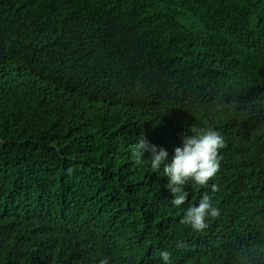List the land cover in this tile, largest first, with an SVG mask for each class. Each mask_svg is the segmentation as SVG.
I'll return each mask as SVG.
<instances>
[{
	"label": "trees",
	"instance_id": "obj_1",
	"mask_svg": "<svg viewBox=\"0 0 264 264\" xmlns=\"http://www.w3.org/2000/svg\"><path fill=\"white\" fill-rule=\"evenodd\" d=\"M209 126L220 171L182 209L207 193L221 215L195 233L132 145L171 157ZM162 250L264 264V0H0V264Z\"/></svg>",
	"mask_w": 264,
	"mask_h": 264
},
{
	"label": "clouds",
	"instance_id": "obj_2",
	"mask_svg": "<svg viewBox=\"0 0 264 264\" xmlns=\"http://www.w3.org/2000/svg\"><path fill=\"white\" fill-rule=\"evenodd\" d=\"M181 141V146L175 147L171 157L167 148L158 147L143 136L132 145L137 165L149 164L153 173L162 171L163 177H167L166 188L172 196L170 204L176 209H182L189 200L188 186L203 188L217 175L221 167L220 152L226 146L223 136L211 126L193 129L191 134L183 135ZM146 153L148 159L144 158ZM217 190L218 186L213 184L212 191ZM182 211L180 222L195 233L203 232L211 219L221 215L220 208L207 193L198 203H189ZM160 259L162 264H171V253L162 250ZM100 264H109V260L102 259Z\"/></svg>",
	"mask_w": 264,
	"mask_h": 264
}]
</instances>
